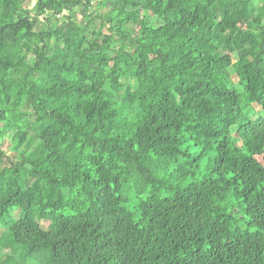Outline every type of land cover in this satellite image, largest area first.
Masks as SVG:
<instances>
[{"label":"trees","instance_id":"obj_1","mask_svg":"<svg viewBox=\"0 0 264 264\" xmlns=\"http://www.w3.org/2000/svg\"><path fill=\"white\" fill-rule=\"evenodd\" d=\"M0 227V264H264V0H0Z\"/></svg>","mask_w":264,"mask_h":264},{"label":"rangeland","instance_id":"obj_2","mask_svg":"<svg viewBox=\"0 0 264 264\" xmlns=\"http://www.w3.org/2000/svg\"><path fill=\"white\" fill-rule=\"evenodd\" d=\"M96 12H97V10L95 9L94 13H96ZM100 13L103 14V11H100ZM99 24H100L99 21L96 22V27H99ZM102 29H103V32L106 33V28H102ZM232 59L234 61L235 57H232ZM31 60L32 59L29 58V61H31ZM230 82L232 83V85L237 86V78L235 76H231ZM240 91H241V87L237 86L236 87V92L240 93ZM252 107H254V108H253V113L251 115V120H255L258 116H261V110L258 107H256V106L252 105ZM230 134H231L232 137H236V134L234 133V129H232L230 131ZM237 145H239V144H237ZM2 152L5 155V162H4L3 166L9 165V163L16 158V148H15L14 144L12 143V141H11V139H10V137L8 135L3 138ZM211 157H212L211 154H208L207 156L204 157V159L202 161V164H201L202 168H203L204 165L207 164L208 160ZM201 176H202V173L196 174L195 178L199 179V178H201ZM188 182H189V180H187L185 182V184H187ZM131 207H132V205H129V208H131ZM10 215H11V217L13 219H17L19 217V215H20V212H19L18 209H13V211L11 212ZM236 215H237V213H236ZM238 216L242 217V215H240V214ZM34 219H35L36 224H38V226L41 229H43V230H47L48 229V227L50 225L49 221L38 220L36 217H34ZM243 227L244 226H242V228ZM2 232H3V229L0 227V235H1ZM8 252H9L8 250L0 249V253L7 254Z\"/></svg>","mask_w":264,"mask_h":264}]
</instances>
